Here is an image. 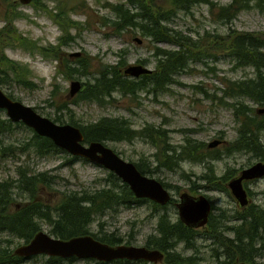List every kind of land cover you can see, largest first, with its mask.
Returning <instances> with one entry per match:
<instances>
[{
	"label": "trees",
	"instance_id": "16d2710c",
	"mask_svg": "<svg viewBox=\"0 0 264 264\" xmlns=\"http://www.w3.org/2000/svg\"><path fill=\"white\" fill-rule=\"evenodd\" d=\"M165 1L166 5L157 4L155 0H117L105 3L104 6L114 14V18L102 15V24L108 29L110 27L109 30L112 34L137 30L143 40L153 43L169 42L176 47L165 49L154 45L152 48V55L156 60L154 68L151 73L142 74L137 78H132L124 73L127 64L124 62L122 52H116L117 62L115 64L103 62L102 66L94 71V79L83 83V87L74 96V99H71V102L72 100L75 102L94 101L102 105L109 101L108 99L114 92L135 96L138 92L151 94L164 91L172 84H179L180 81L177 78L179 74L190 68V64L201 61L205 55L204 51L209 49L207 46L215 45L217 49L222 48L221 52L228 51L239 65H253L257 73L255 78L242 81L229 80L221 89L222 95L218 98L219 102L232 110L236 122L239 123L236 139L230 141L226 146V153L246 150L255 158L264 159V143L261 137V134L264 133V114L256 113L255 108H251L241 101L244 97L250 99L253 104L264 106V30L239 33L231 31L228 33L230 34L228 38L222 40L220 38L217 40V36L213 38L209 32H205L204 35H201V42L198 44L190 35L182 34L168 25L180 12L190 11L193 6L201 3L208 4L211 12L215 11L216 21L231 24L241 11L250 7L264 11V0H230L229 3L220 6H216V3L211 0ZM67 4L63 1L54 8H48L43 0H35L33 4L34 9L47 10V15L62 31L57 43L50 44L48 47L35 45L20 33H15L16 29L14 28V30L10 25L11 20L23 17L21 10L13 7L6 13V23L0 31V85L6 81H13L25 88L32 86L31 75H29L31 70L26 65L6 57L4 53L7 46H13V40H17L19 45L29 52L37 48L43 56L54 58L58 62V66L56 63L58 73L65 78L76 72L83 75L90 73L84 59L61 56L60 48L67 44V39H70V30L77 28V24H79L70 18ZM76 9H79L78 4L69 8L70 11H77ZM80 63L83 64L80 65ZM136 63L144 64L145 62L137 61ZM79 67L82 71L79 70ZM198 92L203 93L204 91L201 89ZM7 95L12 97L10 94ZM62 103L56 108L57 110L65 109L66 104ZM70 123L80 127L86 142L131 141L138 136L148 137L152 144L157 146L154 165L144 166L143 158L140 159L141 162H134L140 172L146 175L160 168L174 170V167H177L180 162L204 163L210 160L213 163L223 158L219 154V148L211 149L208 144L205 145L204 142L192 137L184 139L183 143L179 145H173L167 139L166 130L162 127H156V129L141 127L134 130L128 120L118 117H100L85 125ZM13 126H22V124L19 122L13 125L8 120L7 123L0 121V130L2 131L10 130ZM32 132L31 138L20 140L14 147L2 143L0 145V161L11 154H16L18 157L21 154L28 156L32 151L36 155L44 156L50 151H62L49 138L39 136L33 130ZM154 136L161 139V142H156ZM29 141H34V145H30ZM76 158L78 157L73 156L71 161ZM16 168L17 176L13 184L14 187L20 189L19 191L11 193V179L0 181V235L9 234L22 239V243H24L28 242L41 229L42 224H46L50 228L49 233L63 239L90 234L111 245L133 244L131 237L124 238L119 236L116 231L106 232L101 228L100 217L106 212H114L120 206L129 207L142 202L134 197L128 184L114 173L108 171L107 177H105L107 184L96 190L84 188L81 190H57L53 186L57 182L58 175H48L47 171L36 172L26 163L18 165ZM238 170H231L228 167L226 172L218 175L214 165L207 164L206 172L190 182L189 190L196 193L198 189L208 187L229 193L227 182ZM157 179L165 187H169V183L158 177ZM248 193L251 195L252 191L248 190ZM40 194L47 195L49 199L39 200L37 195ZM151 203L153 206L163 207L152 201ZM9 204H19V207L9 209ZM225 212L221 213L223 221L220 227H217L215 219L213 220L211 217L207 225L201 229L188 227L180 220L177 223H172L167 216H162L155 225L157 233L149 234L144 245L164 252L163 261L166 264H193L194 260L200 259V256L196 255L198 247L195 240L211 238L214 244L211 259H216V261H209L207 264H239L240 262L264 264L262 260L264 255V207L261 204L250 202L242 211L240 209L235 211L232 214V220L229 219V221L224 219ZM92 223L97 226L95 231L91 230ZM3 241H11V239L0 237V264H26L27 259L15 255L12 250L2 244ZM181 243L185 248L190 249V255L183 256L181 254L178 248ZM210 243L211 241H209ZM257 257L260 258L258 261H256ZM61 260V258L53 256L46 259L48 264H54ZM94 264L105 263L94 260ZM111 264L152 263L143 260L119 259L112 261Z\"/></svg>",
	"mask_w": 264,
	"mask_h": 264
},
{
	"label": "rangeland",
	"instance_id": "374dc122",
	"mask_svg": "<svg viewBox=\"0 0 264 264\" xmlns=\"http://www.w3.org/2000/svg\"><path fill=\"white\" fill-rule=\"evenodd\" d=\"M63 1L68 3L67 12L70 18L79 24H77V28L70 30V39H67V44L60 48L61 56L68 57L69 53L80 51L82 57L70 58L84 59L90 73L83 75L76 72L65 78L58 73V67L56 68L58 62L54 58L55 61L51 57L43 56L37 48L29 52L20 46L17 40H13V46L6 48L4 53L6 57L26 65L31 70L29 75H31L32 86L25 88L13 81H6L1 85L6 94H10L15 100L33 107L39 114L47 116L53 121L57 120L54 122L59 124L74 122L85 125L87 122L96 121L100 117H118L128 120L134 130L141 127L164 128L167 139L173 145H179L189 137L204 142L205 145L214 139H221L220 137H223L222 139L225 141L236 139L239 123L236 122L232 110L225 104L222 105L218 98L222 95L221 89L227 81H242L251 78L253 70L250 67H242L230 56L228 51L221 52L222 48L217 49L215 45L213 47L207 46L209 49L203 50L205 55L202 60L190 64V68L179 74L177 77L180 81L179 84H172L164 91L151 94L138 92L135 96L114 92L112 97L108 99L109 101L102 105L94 101L75 102L72 100L71 102V99L67 97L70 81L73 79H78L82 83L92 81L95 75L94 71L101 67L103 62L108 64L117 62L116 52H122L125 64L144 61L147 67L153 69L156 63L152 55L153 46L158 45L165 49H174L176 45L169 42L153 43L149 40H143L141 44H137L134 41V37L140 36L137 30L112 34L109 26V29L103 26L101 16L106 15L113 19L114 14L104 5L106 2H116L117 0H45V4L49 8H54ZM211 1L216 3V6L230 2V0ZM17 2L18 0H0V31L6 23V13L14 7L21 10L24 15L21 18L11 20L10 25L16 29H14L16 34L20 33L35 45L43 47H48L50 44L55 45L54 43H57L62 31L45 16L47 10L37 11L29 4H20L19 6ZM155 2L167 4L165 0H155ZM75 4L79 5V9L70 11L69 8ZM214 13L215 11L211 12L208 4L201 3L193 6L190 11L180 12L168 25L182 34L190 35L198 44L201 42V35H204L205 32H209L213 38L217 36V40L219 38L222 40L228 38L230 35L228 33L231 31L239 33L264 30V11L255 7L241 11L231 24L216 21ZM79 70L82 71L80 67ZM201 89L204 91L203 93L198 92ZM239 99L241 100V98ZM241 101L251 108L262 107L253 104L250 99L244 97ZM62 102L66 104L65 109L57 110L56 108ZM6 119L8 118L5 111L0 109V121L7 123ZM9 122L11 121L9 120ZM21 124L22 126H13L10 130H0V145L3 143L14 147L20 140L31 138L33 132L30 127L22 122ZM261 137L264 143V133L261 134ZM154 139L156 142H161L157 136H154ZM29 142H31L30 145H34V141ZM87 142L84 141L85 144ZM104 144L112 148L126 161L134 163L143 158L144 166L155 163L154 154L157 152V146L152 144L148 137L138 136L131 141H106ZM223 146V144H219L215 147V149L219 148L220 150L219 154L223 157L221 160L213 163L210 160L204 163L180 162L177 167H174V170L160 168L151 174H147V176L156 179L158 177L169 183L167 188L173 198H176L174 202L178 201L182 191L194 196L205 194L213 204L212 219H215L217 227H220L223 221L222 211H226L224 216L226 221L232 220V214L239 210L238 203L230 193L215 188H201L193 194L188 190L190 182L206 172L207 164L214 165L217 174L222 175L228 167L231 170L242 169L256 160L249 151L236 150L226 153V147ZM72 157L63 150L50 151L44 156L36 155L32 151L28 156L21 154L18 157L16 154H11L0 161V181L11 179V193L19 191L20 189L14 187L13 184L17 176L16 167L26 163L36 172L47 171L48 175H58L57 182L53 186L57 190H81L83 188L96 190L107 184L105 177H107L108 170L79 157L71 161ZM15 160L17 161L15 162ZM249 187L252 191L251 195L248 194L249 201L264 207V179L260 178V180L253 181ZM37 198L42 201L49 199L44 194L37 195ZM17 207L19 204H9V209ZM162 216H167L172 223H177L179 215L176 205L171 203L160 208L153 206L151 201L145 200L129 207L120 206L114 212H106L100 217L101 228L106 232L116 231L119 236L124 238L131 237L135 245H141L149 234L157 233L155 225ZM96 228L97 226L92 223L91 230L95 231ZM49 229L48 225L42 224L40 230L49 232ZM0 237L11 239V241H3L2 244L12 251L23 242L22 239L9 234L5 235V233ZM209 241H211L210 244ZM184 243L188 244L187 242ZM195 243L198 247L196 255L200 256V259H193V264H207L209 261H216V259H211L214 247L211 238H197ZM178 248L183 256L191 254L190 249L185 248L182 243ZM47 257L46 255H35L28 258L26 264H48ZM258 259L260 258L257 257L256 261ZM262 260L264 262V255ZM54 264H94V260L76 258L70 261L69 259H62ZM157 264H161V262ZM162 264L166 263L163 261Z\"/></svg>",
	"mask_w": 264,
	"mask_h": 264
},
{
	"label": "water",
	"instance_id": "95a60500",
	"mask_svg": "<svg viewBox=\"0 0 264 264\" xmlns=\"http://www.w3.org/2000/svg\"><path fill=\"white\" fill-rule=\"evenodd\" d=\"M19 1L26 4L31 0ZM134 41L139 44L142 42L138 36L134 37ZM80 54L77 51L69 55L71 57H78ZM151 71L150 68L140 63L128 64L124 68V73L131 77H139L142 74H149ZM81 87L80 80H71L68 97L74 96L81 90ZM0 109L5 110L7 118L11 121H21L26 126L32 128L36 134L51 139L55 146L68 154L85 158L89 162L111 171L128 184L136 198L150 199L162 205L171 199L168 189L163 186L161 181L142 174L133 162L124 160L109 146H106L101 141H90L85 144L84 135L79 127L70 123H55L47 116L37 113L33 107L10 98L1 87ZM258 112L263 113L264 108H260ZM219 142L221 141L214 139L208 143V146L215 147ZM262 176H264V162L256 161L252 165L242 168L238 176L229 180L227 183L228 188L241 206H246L249 202L243 182ZM176 206L180 220L189 227L205 225L211 211V202L204 194L194 196L187 192H181ZM13 252L24 258L44 254L63 259L76 257L78 259H95L103 262L118 259L158 262L164 255L159 249L148 248L144 245L124 243L110 245L94 238L90 234L63 239L44 230L36 232L27 243H23Z\"/></svg>",
	"mask_w": 264,
	"mask_h": 264
},
{
	"label": "flooded vegetation",
	"instance_id": "af4514ba",
	"mask_svg": "<svg viewBox=\"0 0 264 264\" xmlns=\"http://www.w3.org/2000/svg\"><path fill=\"white\" fill-rule=\"evenodd\" d=\"M34 2H35V0H31V2L29 3V5H31L32 6V4H34ZM249 66V65H248ZM253 66V65H252ZM253 68V67H252ZM254 75H256V72H254ZM69 99H74V97H69ZM221 139V142L219 143V144H223L224 146H225V144L227 145L228 144V141L226 140H224V139H222L223 137H220ZM259 160V159H258ZM261 161H263L264 162V159H260ZM260 178H262V179H264V176H262V177H259V178H255V179H252V180H245L244 182H243V186H244V188L248 191V190H250L251 191V188L249 187V185L253 182V181H255V180H257V179H259L260 180ZM176 200V198H173L172 197V199L170 200V202H169V204H174V205H176V202H174ZM239 206V205H238ZM212 207H213V204H212V206H211V211L209 212V215H208V218L210 219L211 217H212ZM244 207H246V206H239V209H240V211H242V209L244 208ZM178 220H179V217H178ZM207 225V224H206ZM201 228H203V227H201ZM201 228H196V229H201ZM160 262H163V260H161ZM160 262H158V263H160ZM157 264V263H156Z\"/></svg>",
	"mask_w": 264,
	"mask_h": 264
}]
</instances>
